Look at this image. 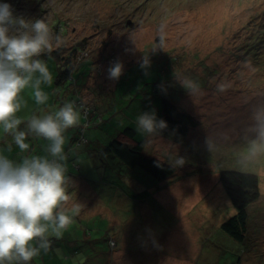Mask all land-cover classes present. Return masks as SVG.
<instances>
[{
  "label": "rangeland",
  "instance_id": "obj_1",
  "mask_svg": "<svg viewBox=\"0 0 264 264\" xmlns=\"http://www.w3.org/2000/svg\"><path fill=\"white\" fill-rule=\"evenodd\" d=\"M0 3L11 4L15 15L45 19L62 38L51 52L74 55L79 64L59 80L60 66H70L61 64L58 53L45 52L49 55L39 59L53 77L41 85L48 100L37 104L26 88L16 115L26 121L83 97L77 102L81 119L65 133L64 146L70 177L65 209L80 204L81 211L60 238L50 237V250L29 264H264V149L253 155L245 138L252 110L264 104V0ZM162 24L164 49L158 48ZM145 56L150 63L142 68ZM117 61L123 73L109 79L108 69ZM185 78L200 85L198 94L180 85ZM222 82L227 88L220 92ZM166 100L193 119L189 134L137 131L136 118L154 111L159 120ZM91 106L87 127L83 112ZM128 128L138 142L147 140L146 156L170 167L183 157L184 166L173 167L174 174L160 181L106 152L114 140L130 141L123 134ZM26 142L29 150L21 152L0 126V152L10 159L46 155L47 140L29 136ZM225 169L257 174L260 182L261 198L248 207L246 242L234 254L225 243L234 241L221 230L237 213L221 183ZM213 250L218 256L210 257Z\"/></svg>",
  "mask_w": 264,
  "mask_h": 264
},
{
  "label": "clouds",
  "instance_id": "obj_2",
  "mask_svg": "<svg viewBox=\"0 0 264 264\" xmlns=\"http://www.w3.org/2000/svg\"><path fill=\"white\" fill-rule=\"evenodd\" d=\"M165 27L160 25L158 31L160 49L165 46ZM61 43V36L53 34L45 19L15 15L11 4L0 3V126L11 134L21 152L29 150V136L48 141L46 155H28L17 161L0 152V264H29L34 257L48 252L50 237L60 238L81 211L80 204H74L70 212L65 209L70 200L65 133L78 126L81 119L75 102L26 121L16 115L22 107L20 94L26 88L33 90L37 104L48 100L41 85L51 84L53 77L39 57ZM149 63L145 56L141 67L147 68ZM123 67L119 61L112 63L109 79L118 80ZM179 83L191 96L200 92V85L191 79ZM226 88L223 82L217 85L220 92ZM251 121L245 138L250 137L249 147L255 155L264 149V104L252 110ZM136 122L137 131L147 135L167 128L166 121L158 120L154 111L141 113ZM22 124L24 129L20 128ZM205 146L208 150L213 147L208 138ZM185 162L178 157L170 164L175 168Z\"/></svg>",
  "mask_w": 264,
  "mask_h": 264
},
{
  "label": "trees",
  "instance_id": "obj_3",
  "mask_svg": "<svg viewBox=\"0 0 264 264\" xmlns=\"http://www.w3.org/2000/svg\"><path fill=\"white\" fill-rule=\"evenodd\" d=\"M55 52L58 53V58L60 59L59 61H61V64L64 67L68 68L70 66L69 70H64L63 67L60 66L59 80L70 77L72 70L79 65H74L76 64L74 55L73 59L71 56L64 58L61 57L62 52ZM45 55L49 54L44 53L40 57ZM82 99L83 97L78 95L73 101L77 105L78 101H83ZM165 104V113L160 119L166 121V129L174 133L187 136L191 129L190 125H195L193 119L187 113L181 112L173 102L166 100ZM87 111L88 114L86 118L88 119V122L86 123H88V125L86 124V126L88 127L90 125L89 118L94 115L93 107L89 110L87 109ZM84 114L85 109L83 116H85ZM101 123L102 121L99 122V124ZM123 134L129 138V142L122 143L120 141L114 140V142L108 148H106L105 151L111 152V154H113L116 158L121 160L125 165L132 169L136 167L144 168L160 181L169 179L174 174L173 172H175V170L173 167L167 166L162 161L152 157L150 158L144 154L147 140L138 142L136 140V132L129 128L126 129ZM221 183L232 200L233 205L237 209V213L221 225V230L230 238H233L236 241L244 244V242H246L245 233L247 232L249 221L248 207L261 198L259 175L225 169L221 171Z\"/></svg>",
  "mask_w": 264,
  "mask_h": 264
},
{
  "label": "crops",
  "instance_id": "obj_4",
  "mask_svg": "<svg viewBox=\"0 0 264 264\" xmlns=\"http://www.w3.org/2000/svg\"><path fill=\"white\" fill-rule=\"evenodd\" d=\"M234 242L233 243H228L227 241L225 242L228 246V250H230L232 253L234 250H236L238 247V245L240 244V242L236 241L235 239L231 238ZM235 243V244H234ZM243 244V243H241ZM241 252V250L238 252V254ZM234 254V253H233ZM218 256L216 250L210 251V257H215ZM240 260V259H239ZM241 264V263H239Z\"/></svg>",
  "mask_w": 264,
  "mask_h": 264
},
{
  "label": "built area",
  "instance_id": "obj_5",
  "mask_svg": "<svg viewBox=\"0 0 264 264\" xmlns=\"http://www.w3.org/2000/svg\"><path fill=\"white\" fill-rule=\"evenodd\" d=\"M87 114H88V111H87V109L85 108V117H87ZM83 139V138H82Z\"/></svg>",
  "mask_w": 264,
  "mask_h": 264
},
{
  "label": "water",
  "instance_id": "obj_6",
  "mask_svg": "<svg viewBox=\"0 0 264 264\" xmlns=\"http://www.w3.org/2000/svg\"><path fill=\"white\" fill-rule=\"evenodd\" d=\"M130 24V23H129ZM131 25V24H130Z\"/></svg>",
  "mask_w": 264,
  "mask_h": 264
}]
</instances>
